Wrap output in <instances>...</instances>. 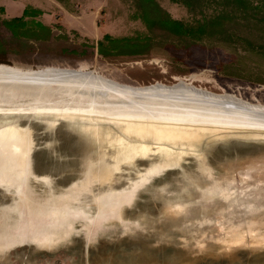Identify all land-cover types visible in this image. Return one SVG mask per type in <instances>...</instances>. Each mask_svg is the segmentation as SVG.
<instances>
[{"label":"water","instance_id":"95a60500","mask_svg":"<svg viewBox=\"0 0 264 264\" xmlns=\"http://www.w3.org/2000/svg\"><path fill=\"white\" fill-rule=\"evenodd\" d=\"M0 264H264V108L101 69L1 81Z\"/></svg>","mask_w":264,"mask_h":264},{"label":"rangeland","instance_id":"374dc122","mask_svg":"<svg viewBox=\"0 0 264 264\" xmlns=\"http://www.w3.org/2000/svg\"><path fill=\"white\" fill-rule=\"evenodd\" d=\"M250 1L253 6L258 3ZM136 2L0 0V66L32 72L101 69L169 86L182 82L194 91L226 95L264 108V6L254 11L258 13L254 23L229 22L226 34H207L196 42L174 38L159 27L146 29L136 17ZM153 2L172 19L187 25L221 10L233 11L229 14L235 18L241 16L239 4L234 7L223 0H204L197 8L170 0ZM27 10L31 11L28 18L50 28L48 36L13 37L5 28L3 21L22 18ZM104 35L148 36L152 41L143 55L108 59L96 49Z\"/></svg>","mask_w":264,"mask_h":264},{"label":"trees","instance_id":"16d2710c","mask_svg":"<svg viewBox=\"0 0 264 264\" xmlns=\"http://www.w3.org/2000/svg\"><path fill=\"white\" fill-rule=\"evenodd\" d=\"M137 18L142 21L146 29L152 31L159 27L163 32L174 38H193L196 42L201 40L207 34H226L228 32L227 23H236L238 20L246 25L255 22L258 13H254L256 9L264 6V0H258L253 6L250 0H223L232 4L234 7L240 5L239 18H235L230 14L233 11L221 10L219 13L209 17H203L196 21L193 25L183 24L180 21L172 19L167 13L163 12L153 0H136ZM173 3H181L188 8H197L201 6L204 0H170ZM199 5V6H198ZM238 11V10H237ZM230 13V14H229ZM31 11L27 10L24 17L3 21V25L10 31L13 37H32L41 39L50 34L49 27L28 18ZM35 14V13H34ZM264 18V16H262ZM43 36V37H39ZM152 38L144 37H126L112 38L104 35L96 44L97 53L103 58H111L115 56H134L138 57L146 53L147 48L151 44Z\"/></svg>","mask_w":264,"mask_h":264},{"label":"bare ground","instance_id":"6f19581e","mask_svg":"<svg viewBox=\"0 0 264 264\" xmlns=\"http://www.w3.org/2000/svg\"><path fill=\"white\" fill-rule=\"evenodd\" d=\"M69 72H77V71H70V70L69 71L68 70L67 71H56V70L55 71H53V70L44 71L43 70V71H38V72H32V71H20V70H15V69H10V68H7V67H1L0 66V80L8 81V80L24 79V78H31V77H39V76H46V75L69 73ZM173 87L194 91V89H190L188 86H186L182 82L179 83L178 85L173 86ZM194 92L202 93L200 91H194ZM202 94H206V93H202ZM206 95H209V94L207 93ZM215 97L236 101L233 97L226 96V95L215 96ZM236 102H239V101H236Z\"/></svg>","mask_w":264,"mask_h":264}]
</instances>
